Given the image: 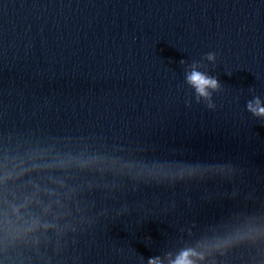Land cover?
<instances>
[{
	"label": "water",
	"instance_id": "95a60500",
	"mask_svg": "<svg viewBox=\"0 0 264 264\" xmlns=\"http://www.w3.org/2000/svg\"><path fill=\"white\" fill-rule=\"evenodd\" d=\"M257 98L264 0H0V264H264Z\"/></svg>",
	"mask_w": 264,
	"mask_h": 264
},
{
	"label": "clouds",
	"instance_id": "9594fccd",
	"mask_svg": "<svg viewBox=\"0 0 264 264\" xmlns=\"http://www.w3.org/2000/svg\"><path fill=\"white\" fill-rule=\"evenodd\" d=\"M215 58V53H209L208 59L212 60ZM187 80L192 84L196 92L204 96L205 98L211 95L209 89H215L218 87V80L215 77L208 76L205 73L193 69L187 75ZM211 106V105H210ZM248 109L256 116L264 117V105L261 104L260 100L257 98L255 102L248 103ZM195 252L191 249L183 250L172 264H196V261L193 259ZM150 264H158V262L150 261Z\"/></svg>",
	"mask_w": 264,
	"mask_h": 264
}]
</instances>
